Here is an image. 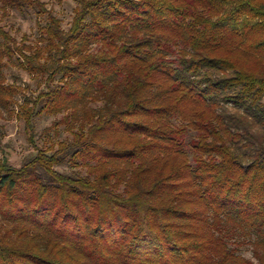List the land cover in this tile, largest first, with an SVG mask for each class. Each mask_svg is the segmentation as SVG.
<instances>
[{"label": "trees", "instance_id": "trees-1", "mask_svg": "<svg viewBox=\"0 0 264 264\" xmlns=\"http://www.w3.org/2000/svg\"><path fill=\"white\" fill-rule=\"evenodd\" d=\"M75 1L65 29L0 0L46 16L35 43L0 24V116L71 136L0 159V264H264V0ZM14 61L44 83L22 102Z\"/></svg>", "mask_w": 264, "mask_h": 264}, {"label": "rangeland", "instance_id": "rangeland-1", "mask_svg": "<svg viewBox=\"0 0 264 264\" xmlns=\"http://www.w3.org/2000/svg\"><path fill=\"white\" fill-rule=\"evenodd\" d=\"M47 9L52 12L61 20L63 28L67 29L70 26L73 9L76 6L75 0H43ZM44 24L46 16L38 15L33 9L17 10L10 8L8 15H3L0 12V24L4 26L11 34L16 37L17 41L21 42L22 38L26 35L28 43H35L39 38L38 22ZM3 74L6 84H15L20 87L22 91L16 96L19 102H22L23 94H37L44 83L42 79L28 72L22 70L17 63L8 62L3 67ZM17 109V106H12ZM0 116V159L6 158L8 162L15 166L20 167L24 161L36 153L37 148H48L54 144L57 148L58 142L61 140L70 139V134L64 125L58 127L57 130L53 129L52 123L60 116H48L42 114L35 118V145L28 140L25 124L23 120L18 119L15 114L2 109ZM51 127V128H50ZM50 128V129H48ZM192 134L185 137L186 149H190V140ZM61 169L63 166L60 167ZM232 247L236 248L238 253L246 256L247 258L255 260L253 252V239L246 235H235L229 238Z\"/></svg>", "mask_w": 264, "mask_h": 264}]
</instances>
